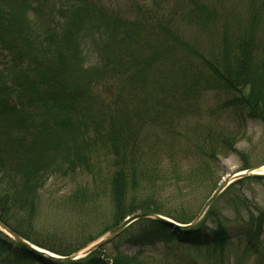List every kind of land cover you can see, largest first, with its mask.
<instances>
[{
  "label": "trees",
  "instance_id": "obj_1",
  "mask_svg": "<svg viewBox=\"0 0 264 264\" xmlns=\"http://www.w3.org/2000/svg\"><path fill=\"white\" fill-rule=\"evenodd\" d=\"M239 1L130 0L127 12L117 13L94 0H0V222L61 257L77 255L138 212L192 223L183 212L165 210L155 195H140L195 190L213 176L219 157L236 153L245 122L264 130V44L257 35L264 0H245V23L236 14ZM184 24L201 38L209 33L208 42L189 40ZM89 41L98 63L85 70L83 45ZM213 94L233 128L221 125L220 116L189 148L177 151L161 141L148 159L135 154L142 151L146 126L170 129L200 106L203 95ZM99 153L111 161L98 174L113 208L112 227L84 245L55 250L31 231L39 194L58 174L97 170ZM186 161L191 163L184 168ZM251 181L264 178L239 181L223 195ZM86 194L80 190L71 202L83 205ZM239 203L246 212L239 218L243 257L264 264V211ZM212 210L190 230L136 222L111 243L112 253L103 247L66 264H142L120 248L172 243L208 248L210 264H225L232 242ZM0 264L56 263L0 234Z\"/></svg>",
  "mask_w": 264,
  "mask_h": 264
},
{
  "label": "rangeland",
  "instance_id": "obj_2",
  "mask_svg": "<svg viewBox=\"0 0 264 264\" xmlns=\"http://www.w3.org/2000/svg\"><path fill=\"white\" fill-rule=\"evenodd\" d=\"M94 1L102 3L117 13L127 12L130 5V0ZM231 7L232 5L228 4L225 8ZM261 12V25L257 29V35L258 41L264 44V5ZM236 14L242 23L248 20L250 12L248 5H245V0L236 4ZM184 25L182 31L189 40L192 38L199 46L208 42L206 38H209V33L206 38H201L189 26ZM83 52L84 69H94L98 63L96 47L89 41L83 45ZM199 105L194 106L190 115L175 119L174 124L177 125L170 129L164 125L158 129L146 126V130H143L139 136L142 144H138V146L142 151H136L135 154H143L145 159H148L151 151H154V145L160 146L157 143L161 141H166L173 149L176 147L177 151L189 148L192 146V141H199L200 137L205 135L206 130L210 129V126L216 123L220 116H222L219 120L221 125L232 127L228 126L227 116L221 111L223 101L221 102L214 94L207 98L203 95L199 100ZM197 107H200V112ZM149 129L151 131H147ZM235 151V154L219 157L213 176L206 178L207 181L201 185L198 184L195 190L176 192L172 189H166L159 194L152 191L150 193L143 192L140 196L155 195L157 203L165 210L179 216L183 212L189 219L194 220L212 195L234 175L264 166V130L260 123L245 122V131L242 132L236 142ZM98 156L100 160L94 162L95 165H98V169L94 172L82 173L81 175L77 170V173L67 176L58 174L49 180L39 194L40 201L30 225L31 231L34 237L55 250L66 251L84 245L96 239L105 229L112 227L113 208L105 189L101 188L100 174H98L106 167H110L111 161L108 159L105 163L102 154L99 153ZM115 158L119 160L115 156L113 161ZM187 161L184 162V168H187V164L191 163ZM83 189L87 192L88 201L85 198L83 205L80 201L78 204L71 202L74 195L78 194L79 196L80 190ZM244 200L249 205L258 206L264 211V181H251L243 186H236L228 194L222 195L211 207L213 209L212 218L216 220L219 217L223 222L225 221L232 242L224 250L225 264H256L255 258L243 257L244 245L238 238L239 218L242 219L246 215L239 202ZM139 214L141 212L136 215ZM212 218L208 220V223L213 221ZM105 248L107 253H112L114 249L112 244L105 246ZM120 252L128 257L136 256L142 264H210L213 262L207 258L208 248L178 243L158 244L155 247L141 249L122 246Z\"/></svg>",
  "mask_w": 264,
  "mask_h": 264
},
{
  "label": "water",
  "instance_id": "obj_3",
  "mask_svg": "<svg viewBox=\"0 0 264 264\" xmlns=\"http://www.w3.org/2000/svg\"><path fill=\"white\" fill-rule=\"evenodd\" d=\"M263 169H264V166H261V167L250 169V170L234 175L229 181H227L222 187L219 188V190H217L212 195V197L206 202V204L201 209L199 215L192 221V223L188 225H181L169 218H165V217L151 214V213L139 214L131 218H128L121 225L108 231L103 236L98 238L95 242L91 243L83 251L71 257H61L58 255L52 254L48 251H45L43 249H40L34 246L33 244H31L30 242L26 241L25 239H23L16 233H14L12 230L7 228L1 222H0V234L6 239L11 240L16 245L28 250L30 253L41 256L56 264L73 263V262L85 259L91 254L99 251L103 247L108 246L113 241H115L120 235H122L131 225L139 221H143V220L157 221L159 223L165 224L167 227H169L170 229L174 231L195 229L204 220L205 216L207 215L211 207L217 202V200L224 194L226 190H228L235 183L242 181V180H248V179H252L255 177L264 178V173H262Z\"/></svg>",
  "mask_w": 264,
  "mask_h": 264
},
{
  "label": "bare ground",
  "instance_id": "obj_4",
  "mask_svg": "<svg viewBox=\"0 0 264 264\" xmlns=\"http://www.w3.org/2000/svg\"><path fill=\"white\" fill-rule=\"evenodd\" d=\"M262 173H264V169L262 170Z\"/></svg>",
  "mask_w": 264,
  "mask_h": 264
}]
</instances>
